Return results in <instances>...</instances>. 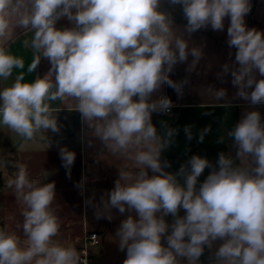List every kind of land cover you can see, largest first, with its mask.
<instances>
[{"label": "clouds", "instance_id": "obj_1", "mask_svg": "<svg viewBox=\"0 0 264 264\" xmlns=\"http://www.w3.org/2000/svg\"><path fill=\"white\" fill-rule=\"evenodd\" d=\"M251 7V0H0V80L17 73L0 89V125L25 141L48 133L51 147L50 134L61 132L58 114L66 108L79 114L89 146L99 140L101 155L128 162L95 206L98 220L112 221L113 210L126 214L115 232L126 252L123 264H202L206 249L209 264H264V116L256 107L264 105V31L247 26ZM177 8L183 26L175 22ZM61 19L71 26L58 28ZM226 20L234 59L230 51L217 78L230 76L233 99L250 106L217 139L230 141L235 154L221 151L214 163L194 154L169 171L163 153L179 130L163 120L158 130L152 117L169 115L175 105L156 94L167 86L184 95L189 80L171 75L185 63L193 72L203 58L202 46H190L192 35L223 32ZM28 33L23 44L34 58L25 71L9 44ZM42 58L48 72L26 81ZM205 90L213 107L232 106L227 89ZM192 127L183 129L189 141ZM209 132L202 129L198 142ZM59 157L70 175L76 153L64 146ZM8 184L24 205L23 238L0 228V264H88L76 247L56 239L55 183L30 179L27 166L18 164ZM77 186L83 190V182Z\"/></svg>", "mask_w": 264, "mask_h": 264}, {"label": "crops", "instance_id": "obj_2", "mask_svg": "<svg viewBox=\"0 0 264 264\" xmlns=\"http://www.w3.org/2000/svg\"><path fill=\"white\" fill-rule=\"evenodd\" d=\"M251 5V11L245 18L246 24L249 28L264 31V0H251ZM173 15L178 26L186 23L179 8L173 12ZM70 26L66 19H61L57 23L58 28ZM227 26L228 21L226 20L223 32L206 29L192 35L190 46H202L204 56L193 72L186 71L187 63H185L177 65L172 73L173 80L181 81L185 78L189 80L182 97H178L176 92L167 86L156 94L167 93L175 105L172 108V114H153L152 117L158 130H160L162 120L179 130L175 138L176 142L163 153V158L171 162L169 171H177L180 165L194 154L206 156L213 163L221 151L235 154V150L229 147L230 141L217 143V139L224 134L225 129H230L238 122L244 111L250 110V106L244 100L233 99L237 89L232 86L230 76L224 77L223 81L217 78L221 66L230 62V51L233 53L231 59H234L235 49H229L226 43ZM25 39L30 40L31 33L14 37L9 44V50L12 54L24 59L26 71L28 64L34 58V53L30 47H24ZM191 59L189 57V62ZM50 67L49 61L42 58L37 69L31 74H26L25 80L32 81L37 76L42 77ZM16 74L14 72L7 81L0 80V89L10 86ZM208 86L227 89L228 99L231 100L232 106L229 108L213 107L215 101L205 90ZM57 105L65 107V105H59V102ZM58 120L62 129L59 134H50L51 147L45 138L49 135L48 133H38L33 140L25 141L0 125V172L3 183L0 190V224L8 231H16L23 238L21 213L24 205L17 198L14 188L9 187L8 182L15 177L17 165L25 164L30 179L40 183H55L56 197L52 207L60 222V231L56 239L78 250L86 231H98L102 235V244L96 246V250H92L91 264H123L126 252L119 249L115 232L120 221L126 218V214L122 216L113 210L114 219L112 221L98 220L95 216V206L100 203L101 196L113 188L118 178V169L123 168L128 162L107 153L101 155L103 149L99 140H94L89 146L90 136L81 124L77 112H70L65 108L59 112ZM186 125L193 126L191 141L186 138L183 130ZM205 127H210V132L203 142H198L199 132ZM64 146L76 153L70 175L68 170L62 166L59 157V148ZM11 151L14 156L16 155V160L13 161L15 168L9 171L4 159ZM44 172L48 173L45 180L42 177ZM208 172L209 170L206 169L200 181L204 180ZM149 175L152 173L149 172ZM81 182H83V190L77 186ZM89 199H92V205L86 204ZM180 214L183 215V210ZM166 219L171 222L172 217L169 216ZM209 258L210 252L206 249L201 257L202 264H209Z\"/></svg>", "mask_w": 264, "mask_h": 264}, {"label": "built area", "instance_id": "obj_3", "mask_svg": "<svg viewBox=\"0 0 264 264\" xmlns=\"http://www.w3.org/2000/svg\"><path fill=\"white\" fill-rule=\"evenodd\" d=\"M161 95H167V93H162ZM172 114V110L171 113ZM102 244V235L98 231H86L82 242L78 248L83 259H86L88 264L92 262V249L93 247L100 246Z\"/></svg>", "mask_w": 264, "mask_h": 264}, {"label": "rangeland", "instance_id": "obj_4", "mask_svg": "<svg viewBox=\"0 0 264 264\" xmlns=\"http://www.w3.org/2000/svg\"><path fill=\"white\" fill-rule=\"evenodd\" d=\"M257 107V109L261 112V114H262V116H264V105H259V106H256ZM246 111V110H245ZM244 111V112H245ZM14 161V153H13V151H11L10 153H8L7 154V156H6V164H7V166H8V170L9 171H11V167H12V165H13V162ZM176 169H178V168H176ZM219 243V242H218ZM92 250H96V248L95 247H93V249Z\"/></svg>", "mask_w": 264, "mask_h": 264}, {"label": "trees", "instance_id": "obj_5", "mask_svg": "<svg viewBox=\"0 0 264 264\" xmlns=\"http://www.w3.org/2000/svg\"><path fill=\"white\" fill-rule=\"evenodd\" d=\"M15 160H16V155L14 156V161ZM4 161L6 163V158L4 159ZM14 168H15V165H12L11 170L14 169ZM2 186H3V183L1 181V172H0V190H1ZM0 228H3L2 224H0Z\"/></svg>", "mask_w": 264, "mask_h": 264}]
</instances>
